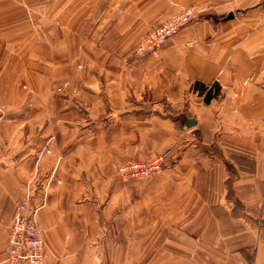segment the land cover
Here are the masks:
<instances>
[{"label":"crops","instance_id":"obj_1","mask_svg":"<svg viewBox=\"0 0 264 264\" xmlns=\"http://www.w3.org/2000/svg\"><path fill=\"white\" fill-rule=\"evenodd\" d=\"M31 3L0 0V264L32 182L46 264H264V0H50L74 24L60 86ZM191 5L158 52L123 57ZM162 153L151 178L117 173Z\"/></svg>","mask_w":264,"mask_h":264},{"label":"built area","instance_id":"obj_2","mask_svg":"<svg viewBox=\"0 0 264 264\" xmlns=\"http://www.w3.org/2000/svg\"><path fill=\"white\" fill-rule=\"evenodd\" d=\"M196 13V7L189 6L151 29L136 49V54L144 56L158 52L161 45L192 20ZM168 161V153L148 159L131 160L120 164L117 173L123 180H146L162 172ZM40 206L30 190L18 204L10 229L6 264H46L44 230L36 218Z\"/></svg>","mask_w":264,"mask_h":264},{"label":"rangeland","instance_id":"obj_3","mask_svg":"<svg viewBox=\"0 0 264 264\" xmlns=\"http://www.w3.org/2000/svg\"><path fill=\"white\" fill-rule=\"evenodd\" d=\"M42 2H43V6L42 5H37L36 6V5H33L31 3L32 4L31 6L27 5V7H25L27 18H28L27 19V23H26V29L28 31L34 32L36 27L41 25L42 33H43L42 43H43V50H44V52H43V61H44V63H49L50 62L47 58L51 54V47L52 46L54 47L55 45H57L56 46V48H57L56 50H58V62H59V64H61L60 66H64V69H63V67H60V69H62V70L58 71V83L56 82L55 84L58 85V86L63 85V84L65 85V84H67L68 79H70L69 74L67 73L68 71H66V67H65L66 64H67L66 62H67V57H68V55H67V53L65 51L66 48H67V44H68L67 39H66V32L68 31L70 26H72L74 24L67 22V15H66L67 14L66 13L67 8H66V6L60 5L59 7H54V6L47 5V3H50V0H42ZM28 4H29V1H28ZM191 6H194V5H191ZM185 8H187V7H185ZM184 9H182V10H184ZM175 15H173V16H175ZM38 16L42 17V22H39V20L37 22L34 21V19L38 18ZM173 16H170V17H173ZM170 17H167V18H165L164 20H162V21H160L158 23L151 24L148 27V29H147V31L145 33V36L129 50L127 55L125 54L123 57H126L127 59H129V58H141V57L147 56V55L138 56L136 54V49L144 41L145 37L147 36L148 32H150L151 29L155 28L156 26H159L160 24H162L165 20H167ZM192 20H190L186 25L181 27L179 29V31L181 29L185 28L188 24H190ZM179 31L176 34H178ZM174 36H172L171 38H173ZM171 38H169V39H171ZM168 40H166V41H168ZM28 41H30V40H28ZM31 41H34V39L32 38ZM31 44H33V42ZM163 44L161 45V47L163 46ZM51 61H54V60H51ZM85 62H87V61L82 56H77V59H75V63L78 65L77 66L78 71L79 70L80 71L83 70L82 67H83V64H85ZM27 129H30L29 125H28ZM29 134H31V135H29ZM52 137H54V136H52ZM52 137L48 138L46 140V145L47 146L45 148V151L47 153H52V149L50 147L51 144H52V141L54 140V138H52ZM30 138L32 139V140H30V142L33 143L34 142L33 133H31V131L28 130L27 134H26V139H28V141H29ZM56 153H57V156H59L58 160L59 161L63 160V158H64L63 154H65V152H62V153L56 152ZM129 161H125L124 163L129 162ZM40 184L41 183H37V182L30 183L28 185L27 191L30 190V191H32L35 194L36 193L35 188L39 187ZM43 230H44V228H43Z\"/></svg>","mask_w":264,"mask_h":264},{"label":"trees","instance_id":"obj_4","mask_svg":"<svg viewBox=\"0 0 264 264\" xmlns=\"http://www.w3.org/2000/svg\"><path fill=\"white\" fill-rule=\"evenodd\" d=\"M194 89L199 90L201 94L204 95V99L206 101H210V99L212 98L213 95H215L217 90V85L214 84L212 86H207L199 81L194 82ZM230 184V183H229ZM229 192H232V188L231 185L229 187Z\"/></svg>","mask_w":264,"mask_h":264},{"label":"water","instance_id":"obj_5","mask_svg":"<svg viewBox=\"0 0 264 264\" xmlns=\"http://www.w3.org/2000/svg\"><path fill=\"white\" fill-rule=\"evenodd\" d=\"M233 16V13H231L228 17H232ZM194 122V119H189V121H187V124L189 125V124H191V123H193Z\"/></svg>","mask_w":264,"mask_h":264}]
</instances>
